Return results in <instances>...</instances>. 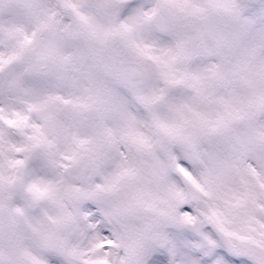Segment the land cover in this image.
<instances>
[{
    "label": "snow or ice",
    "instance_id": "obj_1",
    "mask_svg": "<svg viewBox=\"0 0 264 264\" xmlns=\"http://www.w3.org/2000/svg\"><path fill=\"white\" fill-rule=\"evenodd\" d=\"M0 264H264V0H0Z\"/></svg>",
    "mask_w": 264,
    "mask_h": 264
}]
</instances>
